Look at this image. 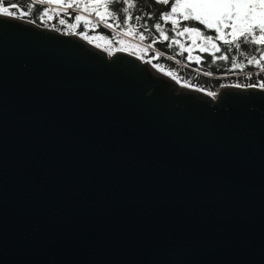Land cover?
I'll return each instance as SVG.
<instances>
[{
	"label": "water",
	"instance_id": "95a60500",
	"mask_svg": "<svg viewBox=\"0 0 264 264\" xmlns=\"http://www.w3.org/2000/svg\"><path fill=\"white\" fill-rule=\"evenodd\" d=\"M234 85L0 15V264H264V89Z\"/></svg>",
	"mask_w": 264,
	"mask_h": 264
},
{
	"label": "snow or ice",
	"instance_id": "6c2138e0",
	"mask_svg": "<svg viewBox=\"0 0 264 264\" xmlns=\"http://www.w3.org/2000/svg\"><path fill=\"white\" fill-rule=\"evenodd\" d=\"M39 2L52 3L59 7L78 9L87 13V15H76V25H69V27H76L83 22L86 27L92 25L93 28H97L99 25L93 24V20L89 18L94 16L109 29H119L123 26L124 36H138L142 42L149 40L150 43L140 49L141 58L156 43L169 42L170 45L178 47L179 55L183 56L187 53V59L190 62L193 60L197 64L202 62L201 56L192 55L194 50H198L222 61H228L231 57L233 68L243 69L244 64L236 62L238 57H242L247 65L255 66L264 72V0H172L170 10L159 14L157 19L160 22L153 25L155 32L158 33L156 37H153L146 24H141L144 15L147 14H134L139 6L138 0H67V3L65 0H39ZM155 3L168 6L170 0H155ZM116 4H120L121 7L116 8ZM0 15L22 18L30 15V11L16 3L8 5L5 0H0ZM47 15L48 12L45 11L44 16ZM44 16L40 19H44ZM148 18L152 17L148 16ZM187 22L194 23L188 24ZM60 24H65V20L61 19ZM166 24H170L171 29L166 30L164 27ZM200 26H203V29ZM141 28L145 30L141 31ZM169 32H174L175 38H172ZM83 37L90 42L105 40L111 44V41L104 36L90 39L85 32ZM119 43L121 51L136 47L131 44L125 47L124 40H120ZM96 46L100 47L99 44ZM233 52L238 53V57L232 55ZM218 53L219 56H217ZM160 55L157 51L155 58L160 59ZM146 62L150 63L151 60ZM154 67L159 66L154 65ZM159 70L164 71L162 67ZM234 86L241 87L242 85ZM254 86L264 89V82L258 85H244V87ZM208 95L215 96V93L208 92Z\"/></svg>",
	"mask_w": 264,
	"mask_h": 264
},
{
	"label": "trees",
	"instance_id": "16d2710c",
	"mask_svg": "<svg viewBox=\"0 0 264 264\" xmlns=\"http://www.w3.org/2000/svg\"><path fill=\"white\" fill-rule=\"evenodd\" d=\"M172 0H170V4L168 6L157 4L155 3V0H138V9L134 14H147L144 15V18L141 21V24H146L148 26V29L151 30L153 37L158 36V33L155 32L153 25L157 22H160L157 19V16L161 14L163 11L170 10ZM12 3H16L20 5L23 9H28L30 11V15H26L25 19L42 27L45 29H51L59 31L60 33L65 34H71V35H77L79 37H83V33H87L89 38L92 35H103L108 40L117 43L118 40L121 38L120 35H117L112 30L106 28L103 26V24L98 22H93L95 25H99L97 28H93L92 26H84L83 22H81L80 25L76 27H69V25H76L75 16L78 15L77 13L73 11H67V12H61L55 8L50 9V6H52V3H37L32 0H19L16 2H8V5H11ZM116 8H120V4L115 5ZM72 10V9H70ZM45 11L48 12L47 16H44ZM122 15V14H121ZM41 16H44V19H40ZM148 16H151L152 18L149 19ZM65 19V24H60V20ZM100 22V23H99ZM109 23H112V21H109ZM188 24L194 23V22H187ZM166 30L171 29L170 24L164 25ZM201 29H203V26H200ZM117 32H120L123 34L124 28L123 26L119 29L114 28ZM141 31H144L145 29L141 28ZM170 36L172 38H175L174 32H169ZM213 34V33H210ZM132 39L139 41L144 44L150 43L149 40L140 41L138 36H130ZM251 47V46H250ZM156 51H159L160 53L171 57L172 59H175L178 61L181 65L188 66L190 68L196 69L202 73L211 75L213 77H219L224 75H230V74H237V73H246V72H253L257 71L255 66H249L246 64L245 61H243L242 57H238V53L233 52L232 55L237 56L238 59L236 60L237 63H243L244 67L243 69L240 68H233L232 67V59L228 61H222V60H214L211 58H208L205 62H203L200 66L196 64L190 63L186 58V53L181 56L179 55V49L175 45H170L169 42H160L156 43L153 47ZM154 53L151 51L148 52L146 55L152 56ZM158 62L164 63L167 67L174 70L177 73V76L181 81L187 80L189 82H194L203 84L205 86H215L218 87L219 82L217 80H212L207 77L201 76L199 74H196L192 70L185 68L181 65H178L177 63L172 62L169 59H165L164 57H160Z\"/></svg>",
	"mask_w": 264,
	"mask_h": 264
},
{
	"label": "rangeland",
	"instance_id": "374dc122",
	"mask_svg": "<svg viewBox=\"0 0 264 264\" xmlns=\"http://www.w3.org/2000/svg\"><path fill=\"white\" fill-rule=\"evenodd\" d=\"M32 1H35V2H37V3H39V0H32ZM65 2L67 3V0H65ZM41 4V3H40ZM52 8H55V9H57V10H59V11H61V12H67V11H73V12H75V13H77L78 15H87V13H84V12H82V11H80V10H78V9H72V10H70V9H67L66 7H59V6H57L56 4H53L52 6H51ZM90 19H92L93 20V22L95 23V22H98L97 20H96V18L94 17V16H91V17H89ZM26 20V19H25ZM65 20V19H64ZM66 21V20H65ZM100 23V22H99ZM90 26H92V25H90ZM104 26V25H103ZM107 28V27H106ZM109 29V28H108ZM110 30H112L113 32H115L117 35H120V39L118 40V42L117 43H114V42H112L111 41V44H109V43H107V41H105V40H101L100 42H98L97 40H94V41H92V42H90L89 40H86V39H84V38H82V39H84L85 41H87L88 43H90L91 45H93V46H95V47H97L96 46V44H99L100 45V47H97L98 49H100V50H102V51H104V52H106L108 55H109V57H112V56H114L117 52H121V50H120V48H121V44L119 43V41L120 40H124L125 41V47H127V45L128 44H131V45H135L136 47L135 48H129L128 49V51H126V52H131V53H134V55L138 58V59H140L143 63H147L146 61H148V60H151V62H150V64L151 65H158L159 67H156L158 70H159V68L160 67H162L163 69H164V71H161L163 74H165L166 76H168L169 78H171V79H173V80H175L177 83L178 82H180V85L182 86V81L178 78V76H177V73L174 71V70H172V69H170L169 67H167L164 63H161V62H158V60L159 59H156L155 58V53L157 52L154 48H152L151 50H149V52L151 51L152 53H154V55H152V56H146L147 54H145L144 56H143V58H141V52H140V49L141 48H145L146 46H147V44H144V43H141V42H139V41H136V40H134V39H132L130 36H124L122 33H120V32H116V30L115 29H110ZM65 34V33H64ZM66 35H71V34H66ZM97 36H99V35H92L91 37H90V39L91 38H93V37H97ZM161 55H160V57H164L165 59H168L169 57L168 56H166V55H164V54H162V53H160ZM172 59V58H171ZM175 60V59H174ZM176 61V60H175ZM149 63V62H148ZM176 63V62H175ZM177 63H179L178 61H177ZM180 64V63H179ZM160 71V70H159ZM170 73V74H169ZM208 75V74H207ZM211 76V75H210ZM173 77H176L175 79L173 78ZM211 77H213V76H211ZM219 77H221V76H219ZM208 78V77H207ZM213 78H218V77H213ZM209 79H211V78H209ZM212 80H214V79H212Z\"/></svg>",
	"mask_w": 264,
	"mask_h": 264
},
{
	"label": "built area",
	"instance_id": "2783aa9c",
	"mask_svg": "<svg viewBox=\"0 0 264 264\" xmlns=\"http://www.w3.org/2000/svg\"><path fill=\"white\" fill-rule=\"evenodd\" d=\"M16 1H19V0H5V3L7 4L8 2H16ZM50 9H52L51 6H50ZM13 10L15 11V9H13ZM17 18L21 19L20 17H17ZM99 36H103V35H99ZM97 41L100 42L101 40H97ZM117 53H126V54H130L132 56H135L134 53L126 52V51H121V52H117ZM168 59L171 60L174 63L175 62L177 63V61H175L174 59H171V58H168ZM177 64L178 65H181L179 63H177ZM181 66H183L185 68H188V69L192 70L193 72H195L196 74H199L201 76H204V77H208V78L217 80L219 82V85L218 86H220L221 84H225V83H230V84H235V85L236 84H240L242 86L249 85V84L258 85L260 82H264V78L258 79V80H252L250 78V76H252L253 73H250V76L245 75V74H230V75H224V76H221V77H218V78H213L210 75H207L205 73H202V72H200V71H198L196 69L190 68V67L185 66V65H181ZM178 83L180 85V82H178ZM181 83H182V86H184V87H188V88H192V89L199 90V91H201V92H203V93H205L207 95H208V92H214V90L216 88L215 86H205L203 84H200L199 85L198 83L189 82L187 80H184ZM208 96H210V95H208ZM210 97H212V96H210Z\"/></svg>",
	"mask_w": 264,
	"mask_h": 264
},
{
	"label": "flooded vegetation",
	"instance_id": "af4514ba",
	"mask_svg": "<svg viewBox=\"0 0 264 264\" xmlns=\"http://www.w3.org/2000/svg\"><path fill=\"white\" fill-rule=\"evenodd\" d=\"M214 34V33H213ZM182 40H184V39H186V38H181ZM187 54V53H186ZM192 55L195 57V56H197V55H199V56H201L202 57V62L200 63V65L203 63V62H205L208 58H211V59H214L211 55H209V54H207V53H201V52H199L198 50H194L193 52H192ZM220 54L218 53L217 54V56H219ZM187 56H188V54L186 55V58H187ZM188 60V59H187ZM214 60H216V59H214ZM189 61V60H188ZM193 62V64H196L197 65V63L193 60L192 61ZM250 73H253V75L252 76H250ZM237 74H245V75H248V76H250V78L252 79V80H258V79H262V78H264V72H261L260 70H257V71H253V72H246V73H237Z\"/></svg>",
	"mask_w": 264,
	"mask_h": 264
},
{
	"label": "bare ground",
	"instance_id": "6f19581e",
	"mask_svg": "<svg viewBox=\"0 0 264 264\" xmlns=\"http://www.w3.org/2000/svg\"><path fill=\"white\" fill-rule=\"evenodd\" d=\"M153 66V65H152Z\"/></svg>",
	"mask_w": 264,
	"mask_h": 264
}]
</instances>
